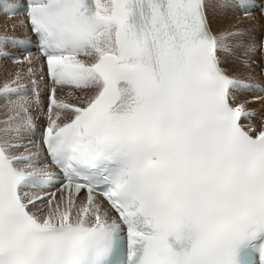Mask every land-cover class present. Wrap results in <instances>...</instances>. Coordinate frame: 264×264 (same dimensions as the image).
I'll list each match as a JSON object with an SVG mask.
<instances>
[{
    "label": "snow or ice",
    "instance_id": "obj_1",
    "mask_svg": "<svg viewBox=\"0 0 264 264\" xmlns=\"http://www.w3.org/2000/svg\"><path fill=\"white\" fill-rule=\"evenodd\" d=\"M207 8L0 0L40 53L0 48L20 65L0 83V264H264V81L224 67L250 69L249 33Z\"/></svg>",
    "mask_w": 264,
    "mask_h": 264
},
{
    "label": "bare ground",
    "instance_id": "obj_2",
    "mask_svg": "<svg viewBox=\"0 0 264 264\" xmlns=\"http://www.w3.org/2000/svg\"><path fill=\"white\" fill-rule=\"evenodd\" d=\"M14 1H16V0H7V2H14ZM224 2H225V0H224ZM211 6H213V5H211ZM211 6H210V8H211ZM220 9H221V6H219V5L217 6V3H216L214 10L211 9L212 13L208 11V19H209V22L211 24L213 31H220V30H224V29H233L235 27L237 29L246 30L249 34H253V33L259 34V32H260V36L258 39V47L261 46L260 39H261V35L264 31V19L263 18L259 17L255 13H250L247 16L245 14H243L240 16L241 18L238 16V18L232 19V16H230V15L227 16L228 14L225 16L224 11H222L223 9L222 10H220ZM225 14H226V11H225ZM20 22H24V19L21 17L5 18L3 16V14L0 12V35H4V33H10V32H15L16 33L15 37H17V38L29 35V32H28L27 28L25 27V25L23 24V26H22ZM13 25H16L15 30L12 29ZM255 28H257L258 32L257 31L256 32L255 31H253V32L248 31L251 29L253 30ZM9 36H12V35H9ZM241 40H243L244 44L247 45V47L249 46L250 42H248L244 38H242ZM9 46L11 47V44H9ZM2 49L6 50V48H2ZM261 53L263 54L264 50H262ZM256 54H257V56H256L257 59L251 58L248 60L254 59L257 62V64L255 65L257 67L256 68V75L254 77H256L257 79L260 80L259 67L263 65L264 61H263V57H261V55L259 54V51H257ZM0 65L7 66L11 69L14 68V69H16V71L20 67V65H17V64H9V63L1 62V61H0ZM224 67H226L230 73L231 72H242V69H240V68H244L241 64H238L237 62H233L231 60V58H229L226 61V63L224 64ZM249 70H251L252 73H254L255 68L250 66V69H246V71H249ZM1 74H3V75H1ZM8 76H9V74L0 73V77H5L8 79ZM42 82H45V79L43 81H40V84ZM58 94H60V93L58 92ZM45 105H46V100H45ZM249 107L254 108L256 110V114H258V115H256L257 118L259 116H262L264 118V101H260V102H257L255 104H250ZM40 117H41V120H40V122H41L44 119V117L42 115ZM252 123L255 125L256 129L259 130L261 122L257 123V121L253 120ZM43 124H42V126H43Z\"/></svg>",
    "mask_w": 264,
    "mask_h": 264
},
{
    "label": "rangeland",
    "instance_id": "obj_3",
    "mask_svg": "<svg viewBox=\"0 0 264 264\" xmlns=\"http://www.w3.org/2000/svg\"><path fill=\"white\" fill-rule=\"evenodd\" d=\"M232 1V0H231ZM216 3H217V6L219 5V6H221V9L220 10H222V11H224V15L226 16L227 14V16H232V19H234V18H238V16L240 17L241 16V13L236 9V7L235 6H233L232 4H231V2L230 1H228L227 2V0H225V2H224V0H208V9H207V13H208V11L209 12H211L212 13V11H211V9L212 10H214V8H215V5H216ZM227 3V4H226ZM210 4V5H209ZM211 5H213V6H211ZM210 6H211V8H210ZM214 7V8H213ZM210 8V9H209ZM225 11H226V14H225ZM228 12V13H227ZM230 13V14H229ZM239 13V14H238ZM243 15V14H242ZM241 18V17H240ZM235 28V27H234ZM233 28V29H234ZM235 29H237V28H235ZM248 31H250V32H253V31H257L258 32V30H257V28H255V29H251V30H248ZM4 34H6V35H12L13 36V34H16L15 32H10V33H4ZM259 36H260V32H259V34H257V33H253V34H249L248 36H245V37H241V38H239V39H242V38H244L245 40H247L248 42H250L249 43V46L247 47V51L245 52V50L243 49V48H238V49H236L235 50V55L237 56V57H240V58H246V56L247 55H244V54H248V55H251V54H253L252 56H247V58L246 59H251V58H254V59H257V57H256V52L258 51V48H257V51L255 52V47H256V45H258V39H259ZM9 45H5V46H0V48H6V49H9ZM259 54L261 55L262 53L259 51ZM255 55V56H254ZM264 55V53L262 54V56ZM233 62H237L238 64H240V61L239 60H233V59H231ZM263 61H264V58H263ZM3 65V64H2ZM2 65H0V73H6V74H9V76H8V79H10L11 78V76H12V74H14L15 72H16V69H14V68H9V67H7V66H2ZM250 66L251 67H253V68H255V71H254V73H252V75L253 76H255L256 75V66L255 65H252V64H250ZM240 69H242V72L244 71V72H246V69H244V68H240ZM239 69V70H240ZM7 71V72H6ZM15 71V72H14ZM14 72V73H13ZM11 74V75H10ZM1 75H3V74H1ZM1 79H0V83H2L3 81H5V79H7V78H5V77H0ZM3 103V101H0V104H2ZM253 104H255V103H253ZM258 113V112H257ZM38 115H39V113H37ZM256 115H258V114H256ZM254 116L253 117V120L254 121H257L255 118L257 117V116ZM41 116V115H40ZM260 121H257V123H259Z\"/></svg>",
    "mask_w": 264,
    "mask_h": 264
}]
</instances>
